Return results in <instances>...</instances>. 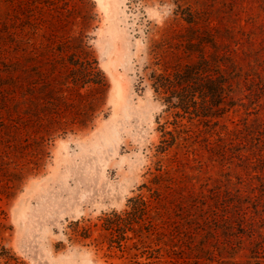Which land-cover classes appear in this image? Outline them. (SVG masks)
I'll return each instance as SVG.
<instances>
[{"label": "rangeland", "instance_id": "374dc122", "mask_svg": "<svg viewBox=\"0 0 264 264\" xmlns=\"http://www.w3.org/2000/svg\"><path fill=\"white\" fill-rule=\"evenodd\" d=\"M0 28V264H264V0H0ZM201 53L234 103L164 138L150 74Z\"/></svg>", "mask_w": 264, "mask_h": 264}, {"label": "trees", "instance_id": "16d2710c", "mask_svg": "<svg viewBox=\"0 0 264 264\" xmlns=\"http://www.w3.org/2000/svg\"><path fill=\"white\" fill-rule=\"evenodd\" d=\"M2 32L0 28V35ZM203 43L206 42L201 38L197 45ZM194 51L201 50L198 48ZM221 63V59L201 53L194 62L181 66L169 65L167 62L162 72H151L155 90L164 98L175 121L173 129L164 130V138H178V134L182 132L179 127L184 124L185 118L194 124L196 121L217 124L218 118L234 103L235 77L229 71V64L227 68H222ZM170 145L171 142L164 139L159 150L165 151ZM133 200L135 199L131 198V201ZM145 204L146 201L142 200V205ZM138 211H141L140 204H133L132 208L124 213L128 217ZM118 218L122 219L120 214Z\"/></svg>", "mask_w": 264, "mask_h": 264}, {"label": "bare ground", "instance_id": "6f19581e", "mask_svg": "<svg viewBox=\"0 0 264 264\" xmlns=\"http://www.w3.org/2000/svg\"><path fill=\"white\" fill-rule=\"evenodd\" d=\"M117 84V83H116ZM120 95V94H119Z\"/></svg>", "mask_w": 264, "mask_h": 264}]
</instances>
